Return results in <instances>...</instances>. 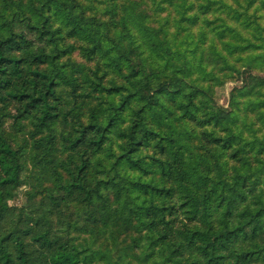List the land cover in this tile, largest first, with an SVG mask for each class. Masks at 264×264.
I'll list each match as a JSON object with an SVG mask.
<instances>
[{
    "label": "trees",
    "instance_id": "trees-1",
    "mask_svg": "<svg viewBox=\"0 0 264 264\" xmlns=\"http://www.w3.org/2000/svg\"><path fill=\"white\" fill-rule=\"evenodd\" d=\"M259 64L264 0H0V264H264Z\"/></svg>",
    "mask_w": 264,
    "mask_h": 264
},
{
    "label": "rangeland",
    "instance_id": "rangeland-1",
    "mask_svg": "<svg viewBox=\"0 0 264 264\" xmlns=\"http://www.w3.org/2000/svg\"><path fill=\"white\" fill-rule=\"evenodd\" d=\"M77 55V54H75ZM80 60V59H79ZM260 66V64L258 65ZM255 74L260 75V76H264V66L262 65V67H258L255 71ZM243 85H245L244 79L238 78L237 76L234 78H228L225 82V84L221 87H218L216 89V95H217V99L219 100L220 104H222L225 107L229 106L230 103V93L231 90L235 87H242ZM12 125V121L11 120H7L5 127L9 130L12 131L13 128L11 127ZM258 125L259 127L262 126V134H264V121H258ZM23 193L20 194V197L16 198L13 201H10L7 203V206H11L13 204H21L24 201V198H22Z\"/></svg>",
    "mask_w": 264,
    "mask_h": 264
}]
</instances>
